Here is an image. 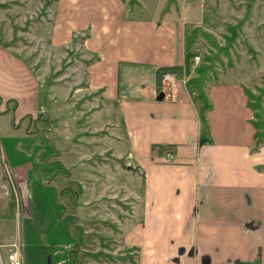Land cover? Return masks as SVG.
I'll return each instance as SVG.
<instances>
[{"label":"crops","instance_id":"obj_1","mask_svg":"<svg viewBox=\"0 0 264 264\" xmlns=\"http://www.w3.org/2000/svg\"><path fill=\"white\" fill-rule=\"evenodd\" d=\"M9 1L7 11L29 25L24 32L31 39L48 52L62 51L52 72L82 76L74 87L78 97L64 106L45 76L51 66L38 73L26 58L30 51L0 43V113L6 103L14 116L0 141L7 187L0 207L14 193L15 216L23 215L29 186L46 182L52 166L60 185L84 183L85 195L100 172L107 191L133 202L118 220L122 242L136 253L131 264H264V142L252 149L253 111L243 89L250 85L241 77L208 82L203 131L187 83V33L203 24L204 11L178 2L160 16L165 0L156 8L145 0L133 7L124 0ZM175 65L181 67L171 71L174 81L163 84L158 68ZM56 101L52 112L47 102ZM42 116L48 118L43 133L64 137L53 148L42 146L36 161L25 160L19 141L40 132L30 121ZM165 143L176 145L172 163L161 160ZM20 200L23 212L16 210ZM84 201L86 208L92 198ZM13 238L0 240V264L2 247L8 252L20 244L24 256V230L17 226Z\"/></svg>","mask_w":264,"mask_h":264},{"label":"rangeland","instance_id":"obj_2","mask_svg":"<svg viewBox=\"0 0 264 264\" xmlns=\"http://www.w3.org/2000/svg\"><path fill=\"white\" fill-rule=\"evenodd\" d=\"M157 1L145 0L150 7L157 5ZM178 2L180 4L194 3L198 10L204 11L203 24L199 26L211 32L214 38L212 43L211 38L207 39L199 32L192 39L189 48L200 55V60L194 65L191 64L190 77L197 75L195 68L200 65L205 54H209L211 57L216 55V58L213 59L214 71L209 73L205 89L208 82L223 78L241 77L249 83L250 87L256 83L264 84L261 83V75L264 73V0H175L171 7L176 6ZM9 6H12L9 0L6 3H0V43L11 45L14 49L21 51L20 53L24 52V49L30 51V55L26 58L38 73H43L42 67L47 65L51 66L52 72V69L58 66L62 51L48 52L45 43L40 45L38 40L31 39V35L24 32L29 25L24 28V25L20 24L19 17H11V13L7 11ZM196 13L194 11L190 18H196ZM229 24L231 31L228 30ZM232 34L235 37L234 41H231L229 37ZM75 62L77 60L74 58L71 64ZM205 64H208V61H205ZM65 70H69V66H66ZM50 71L45 76L47 80L54 82L51 94L54 92L60 95L57 100L60 104L67 106L69 96L71 100L78 97L79 92L75 94L74 87L80 84L82 75L78 71H71L69 74L67 71H56L57 73ZM47 83L45 88H41L42 94ZM64 96L67 98L63 99ZM47 103L51 105L53 112L58 101L53 104ZM7 108L5 103V111L0 113V141L7 137L5 128L9 122L13 124L14 121L12 112L7 113ZM262 108L264 113V94ZM47 121L46 116L30 121L32 129L40 128V132L28 137L24 135L23 140L19 141L24 145L25 160L36 161L42 146L46 144L53 148L64 137V135L56 136L53 131H49V134L43 133L42 129L47 126ZM49 123L52 125L51 121ZM70 140L65 139L68 143ZM55 153L53 152L51 160L48 161L50 165L56 164ZM2 166L0 156V192L7 188L2 185L6 178ZM49 171L46 182H43L41 178L34 179L29 186V196L26 199V210L24 207L23 215L15 216L14 193L9 194L10 197L6 196L7 200L5 198L4 205L0 207V240L14 239L13 235L17 226L24 230L23 264H72L69 249H77L73 252L76 264H129V260L124 257L129 254L134 256L136 253L134 250L128 253L126 245L122 242L118 220L123 218L124 210H131L132 200L122 199V196L116 194L113 188L107 191L108 181L100 172L94 174L90 186L91 193L85 195L84 192L87 189L84 183L75 186V181L71 184L68 181H62L60 185L55 178L57 171L55 167L54 169L53 166L50 167ZM47 182L50 183L49 186ZM68 189H72V194ZM76 193L81 194L79 200ZM90 198L92 201H88ZM85 199L89 204L86 208L83 207ZM21 204V200L18 201L16 210L23 212ZM77 205H81L79 209ZM80 229L82 232L79 234ZM68 231L78 241L77 244L67 234ZM2 233L3 236H1ZM69 241L72 245L69 244L67 248L65 246ZM98 250L101 253H98ZM7 253V247H2L1 255L4 264H7Z\"/></svg>","mask_w":264,"mask_h":264},{"label":"trees","instance_id":"obj_3","mask_svg":"<svg viewBox=\"0 0 264 264\" xmlns=\"http://www.w3.org/2000/svg\"><path fill=\"white\" fill-rule=\"evenodd\" d=\"M127 1L130 7H133L138 0H124ZM175 2V0H165V3L160 11V16H162L164 13L169 11L171 9V5ZM231 31L230 24L228 25V30ZM205 37V38H211L210 42H214L213 34L211 32L203 30L199 25H194L190 31L187 34V49L185 53V68L187 71H189L191 67V58L196 54L194 50H191L189 48L192 39L195 37L197 33H199ZM231 41H234L235 37L234 35L229 36ZM216 58V55H213L211 57L209 54H205V56L202 58L201 63L199 66L195 68V71L197 73L196 76L190 77L187 80L188 85L194 90V99L198 102V114L199 119L201 122L202 130H207V117L206 112L211 107V101L207 94V91L205 89L206 81L209 77V73L214 71V65H213V59ZM205 61H208V64H205ZM181 66L175 65V66H165L158 68L157 75L160 77L164 71H172L177 70ZM261 83H264V73L261 75ZM244 92L247 96V105L252 109L253 116L250 119L252 122L255 131H254V146L252 149H257L262 142H264V113L262 108V95L264 94V84H254L252 87L243 85ZM264 167V165H263ZM68 229V228H67ZM82 232V229L79 230V234ZM67 234L70 235L72 239L75 237L72 236L69 231ZM78 240V239H77ZM74 242L77 244L78 241L74 239ZM128 253H131V250H134V247L132 246H126ZM77 249H69V256L72 260V264H76L74 254L73 252H76ZM98 253H101L100 250H98ZM135 256L136 255H127V257H124L125 259L129 260V264L135 262Z\"/></svg>","mask_w":264,"mask_h":264},{"label":"built area","instance_id":"obj_4","mask_svg":"<svg viewBox=\"0 0 264 264\" xmlns=\"http://www.w3.org/2000/svg\"><path fill=\"white\" fill-rule=\"evenodd\" d=\"M200 60V55L196 54L191 58V64H196ZM163 84H171L174 81V77L171 71H164L161 76ZM163 154L161 160L163 162L172 163L175 157V144L165 143L162 144ZM7 264H23L22 253L20 252V244H12V247L7 253ZM237 264H255L254 262H241Z\"/></svg>","mask_w":264,"mask_h":264},{"label":"flooded vegetation","instance_id":"obj_5","mask_svg":"<svg viewBox=\"0 0 264 264\" xmlns=\"http://www.w3.org/2000/svg\"><path fill=\"white\" fill-rule=\"evenodd\" d=\"M238 263H241V262H238Z\"/></svg>","mask_w":264,"mask_h":264}]
</instances>
